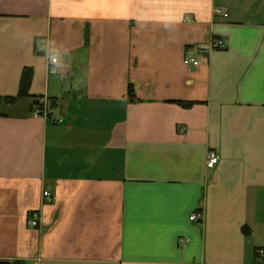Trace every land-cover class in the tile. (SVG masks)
<instances>
[{
  "label": "crops",
  "instance_id": "1",
  "mask_svg": "<svg viewBox=\"0 0 264 264\" xmlns=\"http://www.w3.org/2000/svg\"><path fill=\"white\" fill-rule=\"evenodd\" d=\"M257 249L264 0H0V264H256Z\"/></svg>",
  "mask_w": 264,
  "mask_h": 264
},
{
  "label": "built area",
  "instance_id": "2",
  "mask_svg": "<svg viewBox=\"0 0 264 264\" xmlns=\"http://www.w3.org/2000/svg\"><path fill=\"white\" fill-rule=\"evenodd\" d=\"M224 17H226L224 15ZM226 49V44L223 40L221 39H217V40H213L211 41L207 46H198L197 47V51L198 52H202V53H207L210 51H222ZM47 64H48V74H56L58 72V66H59V60L58 57H56V55L54 54H49L48 58H47ZM183 64L186 67H197L199 65V62L196 61L193 58H188L186 57L183 61ZM31 116L34 118H47L48 117V113H47V106H46V102L44 100H42L41 102H38L37 105H34L31 109ZM54 122L56 124H60L62 121L59 119H55ZM219 162V157L218 155L213 152L210 151L207 154V158H206V163H205V167L207 170H213L217 164ZM53 202V198L51 197V195L48 192H43L42 193V204H52ZM202 212L200 211H196L192 214H190L189 216V221L190 222H201L202 221ZM39 222H40V218H39V213L38 212H32L29 215L28 218V227L32 228V229H36L39 226ZM254 256H255V262L256 264H264V252L262 249H257L254 252Z\"/></svg>",
  "mask_w": 264,
  "mask_h": 264
},
{
  "label": "trees",
  "instance_id": "3",
  "mask_svg": "<svg viewBox=\"0 0 264 264\" xmlns=\"http://www.w3.org/2000/svg\"><path fill=\"white\" fill-rule=\"evenodd\" d=\"M29 81H30V71H26V72H24V74L21 77L19 94H18L19 97H26L27 96V89H28ZM8 100L11 101L10 99H6V101H8ZM127 101L128 102L136 101L134 90H133V87L131 85L128 87V90H127ZM37 104L38 103H36V105ZM185 106H187V104H185Z\"/></svg>",
  "mask_w": 264,
  "mask_h": 264
}]
</instances>
